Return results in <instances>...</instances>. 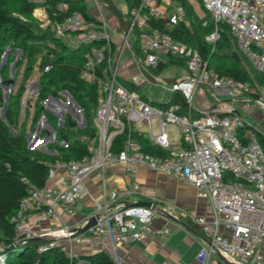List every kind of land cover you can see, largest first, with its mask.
<instances>
[{
    "label": "built area",
    "instance_id": "1",
    "mask_svg": "<svg viewBox=\"0 0 264 264\" xmlns=\"http://www.w3.org/2000/svg\"><path fill=\"white\" fill-rule=\"evenodd\" d=\"M200 2L213 19V27L204 37L211 45L210 50L219 37L218 22L222 21L228 25L238 52L254 70L264 72V0ZM161 3L170 6L168 12L167 7L166 10L160 7ZM156 18L165 20L163 28L150 25ZM180 21L188 25L181 4L171 0H139L127 11L120 47L129 45L134 31L145 66L154 68L168 56L182 58L185 74L166 81L162 88L181 94L188 109L191 107L196 114L181 112L176 102L151 104L119 79L115 57L103 48L92 47L79 70V77L97 89L93 118L96 143L88 146V153L77 158L51 163L45 184L42 187L31 185L20 198L11 216L19 239L23 241L35 235L48 237L50 246L58 245L69 258H75L74 264H94L79 257L71 247L72 243H83V234H76L77 228L67 222L47 228L39 224L42 220L60 218L56 205L61 206L67 216H73L72 205L84 190L85 177L93 171L100 174L101 200L95 203L90 214L96 216V221L85 232L91 238L88 244H94L92 238L99 239L114 253L120 243L140 241L151 234H167L168 227L152 225L158 216L153 205L119 200L121 196L140 192L137 180L133 179L130 186L121 191L106 185L104 171L109 165H122L131 176L135 175L137 167L144 166L193 187L196 195L208 202L209 216L172 204L164 208L167 214L172 215L174 211L173 217H184L197 225L208 237L209 244L197 252V264H206L210 254L216 252L232 264H264V84L218 74L195 47L169 33ZM94 28L78 10H72L64 21L54 24L55 33L60 36L83 35L85 29L91 32ZM108 28L106 20L101 19L98 30L88 38L102 37L109 49L116 31ZM43 68L47 70L49 66ZM153 77L159 79L154 74ZM198 86L226 97L216 99L206 108H194L192 99ZM38 95V85L26 87L21 100ZM54 100V104L62 107L71 102ZM76 110L80 111L74 107ZM255 116L262 119V124ZM137 122L148 127L146 137L150 143L166 150L168 155H153L139 149L129 134ZM154 122L157 127L153 131ZM171 126L178 131L175 141L168 136ZM122 131L127 133L122 147L111 150L112 137ZM53 179L55 183L49 185ZM4 258L0 252V264H5ZM111 260L113 264H120L116 257Z\"/></svg>",
    "mask_w": 264,
    "mask_h": 264
},
{
    "label": "trees",
    "instance_id": "2",
    "mask_svg": "<svg viewBox=\"0 0 264 264\" xmlns=\"http://www.w3.org/2000/svg\"><path fill=\"white\" fill-rule=\"evenodd\" d=\"M109 11L116 13V8L109 0H101ZM127 9L138 3L139 0H124ZM181 4L188 19V25L178 22L169 33L176 39L193 46L199 54L208 61V65L218 74L230 76L239 80H253L256 84H264V72L254 70L244 57L238 52L234 38L226 23L218 22L219 37L210 50V43L204 37L213 27V19L208 11L203 10V15L198 16L187 0H172ZM199 3L200 0H198ZM61 4L62 7L58 5ZM40 6L48 20V25L40 27L38 23L28 20L36 7ZM72 10H78L85 21L91 22L98 29L99 20L93 17L87 10L83 0H0V61L4 47L8 46V54L14 48L21 51V56L15 63V70L23 59L31 60L39 56V95L35 98L36 105L32 120L35 121L42 107L39 101L44 99L48 92L58 90L66 91L73 101L81 108L84 125L78 128L79 134L84 137H71L62 132L58 127V133L65 136V144H52L53 153H46L28 148L22 130L17 128V105L21 101L27 72L31 69L27 66L21 76L15 92H8L5 101L2 87H13L12 82L4 72L5 65L0 68V109L5 105L4 116H0V252L4 254L5 264H74L75 258H69L60 250L58 245L50 246L49 239L21 240L16 235L11 216L18 206L21 197L27 194L31 185L42 187L46 182L48 167L55 161H66L88 153V141L96 143V129L93 118L96 109L97 89L92 83L79 77V70L88 56L92 47L103 48L107 54H112L114 45L111 42L109 49L105 47L102 37L82 40L75 46H68L56 35L55 23H61ZM41 14H43L41 12ZM22 16V17H21ZM24 17V18H23ZM163 18H156L150 22L151 26L163 28ZM137 48L136 55L143 63V54L138 47L136 32L130 39ZM42 49L44 51L42 52ZM219 49V50H217ZM223 49V50H221ZM9 62L14 57H7ZM168 63L183 66V59L176 56H168ZM247 62L250 69L241 64ZM49 68L44 70V66ZM150 72L162 69L161 62L154 68L146 66ZM173 80V79H172ZM171 81V80H170ZM123 82L138 92L137 86L129 80ZM139 93V92H138ZM153 105H165L176 102L180 105L181 112H191L188 109L181 94L174 92L167 102L148 100ZM28 106V105H27ZM68 125L70 123L68 122ZM130 138L140 144L139 149L158 156H166L168 152L148 143L146 137L138 130L129 131ZM62 135H60L62 139ZM127 137L126 131L116 133L111 140L110 149L118 150L122 147ZM63 140V139H62ZM18 241L15 247L10 245ZM39 247H44L38 250ZM88 259L94 264H113V261L104 251H95L90 254L78 255ZM220 264H223L220 261Z\"/></svg>",
    "mask_w": 264,
    "mask_h": 264
},
{
    "label": "crops",
    "instance_id": "3",
    "mask_svg": "<svg viewBox=\"0 0 264 264\" xmlns=\"http://www.w3.org/2000/svg\"><path fill=\"white\" fill-rule=\"evenodd\" d=\"M109 1L116 8V13L105 8L101 0H83L88 12L93 17L99 21L101 19L107 20L112 26L110 29L116 31L112 34L114 49L111 57H115L114 65L119 79L132 81L137 88L140 89V87L148 83L150 80H154L153 74L161 77L160 75L162 71L167 66L172 67L175 71L171 74H165L162 76L165 81H170L173 78L185 74L183 66L168 63L167 59L161 62V70H158L155 73L150 72L144 63H141L138 59L136 55L137 48L133 46L130 41L128 46L120 47V36L126 27L128 9L124 0ZM187 1L191 4L198 16L203 15L201 6L199 12L192 0ZM195 1L199 7V2L197 0ZM160 7L164 10H166L167 7L166 12H168L170 8V6H165L163 3L160 4ZM41 12L43 13L42 10ZM145 78H148L149 80H146ZM172 94L173 93L170 92L169 98L163 102L169 101ZM190 114L195 115V110H192ZM135 129L140 131L146 137V131L138 129L136 125ZM177 135L178 131L175 127L171 126L168 128V136L171 139L175 141ZM146 139L148 143L151 144L147 137ZM134 142L140 146L138 142ZM90 145L93 144L91 141H88V146ZM104 179L108 187H113L119 191L129 187L133 179L137 180L140 185V192L121 196L119 200L129 204H134L138 201H151L154 209L158 212V216L152 223L153 227H168L169 232L165 235L151 234L140 241H127L120 243L115 246L114 253L111 251L109 245H103L99 239L92 238L94 244H88V241L91 238L84 233L83 243L71 244L72 249L75 250L78 255H86L101 250L104 251L110 259L116 257L120 264H197V252L202 246L209 244L208 237L201 232L197 225L191 223L184 217L179 218V220L190 225L197 231V233L190 232L181 227L179 224L168 218L167 215L170 213L167 214L164 210L166 205L172 204L185 209H193L199 214L209 216L208 202L204 198L197 196L193 187L184 184L176 178L164 175L144 166L137 167L135 175L131 176L122 165H109L104 171ZM54 183L55 179L48 182L49 185H53ZM100 200V174L93 171L85 177L84 190L72 205V208L75 211L73 216H67L61 206L56 205L60 218L42 220L39 224L42 227L47 228L60 222H67L75 228H79L84 225L87 221V217L93 212L95 203ZM171 214L173 216L176 215L174 211H172ZM220 261L223 263L216 253H211L206 264H220Z\"/></svg>",
    "mask_w": 264,
    "mask_h": 264
},
{
    "label": "rangeland",
    "instance_id": "4",
    "mask_svg": "<svg viewBox=\"0 0 264 264\" xmlns=\"http://www.w3.org/2000/svg\"><path fill=\"white\" fill-rule=\"evenodd\" d=\"M35 1H42V0H35ZM192 2L194 3L198 11L201 10L200 3L198 7L197 2L195 0H192ZM41 10L43 11V9L40 6L36 7L32 12V14L28 17V20L32 21L33 23H38L40 27H45L48 25V20L46 18L44 11H43L44 14H41ZM106 23L109 27L108 29L112 28L111 24L107 20ZM96 30L98 29L94 28L90 32L88 29H85L83 35H71V36L65 35L60 37V39L64 41L68 46H75L82 40L85 41L88 40L89 35L95 32ZM133 33L134 31L131 32L130 39L133 38ZM43 51L44 49H42V52ZM20 56H21V51L18 50L17 48H14L8 54V46L6 45L4 47L1 60L3 57H6L4 62L5 65L4 72L7 75L8 79L12 82V86H13L11 89L9 88V92L10 91L15 92L17 83L19 82L21 76L25 73V69L27 66H30L31 69L29 70V72H27V79L24 87L26 88L35 85H38L39 87V76L41 74V70L39 67V60H40L39 56L37 55L31 60L23 59L20 66L15 70V63L18 61ZM7 57H14V61L8 63V61L6 60ZM13 63L14 66L12 68ZM241 65L244 68L250 69L246 61L243 62V64ZM173 71L175 70L172 67L167 66L162 71L160 75L161 77H159L158 80H150L148 83L140 87V89H138V92L141 95L147 97L149 100H156L160 102L167 100L169 98L170 92L162 88V85L167 84V82L162 78V76H164L165 74H171ZM2 89L3 92H5V88L2 87ZM8 95L5 101L8 99ZM224 97L226 96L212 91H207L204 87L198 86L194 91L192 106L197 109H203L208 107L210 104H212V102L215 101L216 99L218 98L221 99ZM55 98H59L64 102L70 101L68 95L64 93L63 90H58L57 93H55L54 91L48 92L46 97L39 101V105L42 107V111L40 114H38L35 121L32 120V117L35 112L34 106L36 105V101H35L36 99L31 98L30 96H26L25 98H23V100L20 101V103H18L17 115H16L17 128L19 130H22L28 148L36 149L46 153H53L52 144L64 145L65 142L60 137V135L62 134L58 133L59 120L61 121L59 127L61 128L62 132L69 134L72 138L79 137L81 139H84V137H82L78 132V128L81 127V121L83 119L82 111L76 110L79 113V116H76L74 113H72L69 110L68 106L62 107L57 104H54V102H56L54 100ZM44 100H46V102H43ZM50 104H52V106ZM46 108L51 109L54 113L58 114L59 116H56L55 114L49 112ZM60 109L63 111L62 114L59 112ZM247 117L250 120H252L248 115ZM68 119L73 121L72 125H68ZM254 119H256V121H258L260 124H262L263 122L262 119L258 116H255ZM135 125L138 129L148 131V127L144 125L142 122H137ZM156 127H157L156 122H154L152 124V130L154 131ZM39 140L40 142H38Z\"/></svg>",
    "mask_w": 264,
    "mask_h": 264
},
{
    "label": "water",
    "instance_id": "5",
    "mask_svg": "<svg viewBox=\"0 0 264 264\" xmlns=\"http://www.w3.org/2000/svg\"><path fill=\"white\" fill-rule=\"evenodd\" d=\"M5 56H6V54H5ZM5 58L6 57H3L2 58V60L0 61V66H2L3 64H4V62H5ZM15 63V62H14ZM14 63H13V65H12V68H13V66H14ZM5 88V92H4V98L6 99L7 98V95H8V92H9V86L8 87H4ZM66 94H67V92L66 91H64ZM69 98H70V103L68 104V107H69V110L72 112V113H74L76 116H79V113L78 112H76V111H74V107H76L77 109H79L80 111H81V109H80V107L73 101V99L71 98V96H69ZM4 109H5V105H3L2 107H1V109H0V116L3 118V116H4ZM49 112H51V113H53V114H55L56 116H59L58 114H56V113H54L51 109H49V108H46ZM59 112L62 114L63 113V111L60 109L59 110ZM68 122L70 123V125H72L73 124V121H71L70 119H68ZM61 123V121L59 120V123H58V127H59V124ZM81 125H84V119H82V121H81ZM61 126V125H60ZM62 139H63V141L65 140V136L64 135H62ZM43 149V148H42ZM134 204H140V205H146V206H152L153 205V203L151 202V201H138V202H136V203H134ZM167 217L168 218H170L171 220H173L174 222H176L177 224H179L181 227H183V228H185L186 230H188V231H190V232H193V233H197V231L194 229V228H192L190 225H188L187 223H185V222H183V221H181V220H179L178 218H176V217H173L172 215H167ZM95 221H96V216L95 215H90V217L87 219V221L84 223V225H82L81 227H79V228H77V231H76V234H84L85 232H86V230L90 227V226H92L94 223H95ZM48 239V237H41V236H37V235H35V236H32V237H30V238H28L27 240H39V239ZM18 243V241H15V242H13L11 245H10V247H15L16 246V244ZM216 255L223 261V263L224 264H232V263H230V262H228L224 257H222L218 252H216Z\"/></svg>",
    "mask_w": 264,
    "mask_h": 264
}]
</instances>
